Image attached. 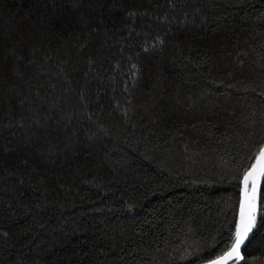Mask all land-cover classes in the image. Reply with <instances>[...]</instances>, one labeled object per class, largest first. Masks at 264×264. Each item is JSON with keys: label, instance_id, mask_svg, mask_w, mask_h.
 <instances>
[{"label": "trees", "instance_id": "1", "mask_svg": "<svg viewBox=\"0 0 264 264\" xmlns=\"http://www.w3.org/2000/svg\"><path fill=\"white\" fill-rule=\"evenodd\" d=\"M262 143L264 0H0V264H206Z\"/></svg>", "mask_w": 264, "mask_h": 264}, {"label": "snow or ice", "instance_id": "2", "mask_svg": "<svg viewBox=\"0 0 264 264\" xmlns=\"http://www.w3.org/2000/svg\"><path fill=\"white\" fill-rule=\"evenodd\" d=\"M239 182L241 190L238 219L231 244L219 255L209 259L207 264H239L244 259L241 247L257 228L258 216L264 223V213L259 206L260 185L264 182V143L259 145L252 163L243 171Z\"/></svg>", "mask_w": 264, "mask_h": 264}, {"label": "water", "instance_id": "3", "mask_svg": "<svg viewBox=\"0 0 264 264\" xmlns=\"http://www.w3.org/2000/svg\"><path fill=\"white\" fill-rule=\"evenodd\" d=\"M261 185H262V183H261ZM261 185H260V192H261ZM259 197H260V193H259ZM259 206H260V199H259ZM258 219H259V216H258ZM257 223H258V222H257ZM254 231H255V229L253 230V234H254ZM253 234L250 235L249 240L245 242V245H243V246L241 247V254H242V255H243V250H244L245 247L247 246V244H248V242L250 241V239H251V237L253 236ZM243 257H244V255H243ZM243 262H244V259H243L242 261H240L239 264H243ZM206 264H207V263H206Z\"/></svg>", "mask_w": 264, "mask_h": 264}]
</instances>
